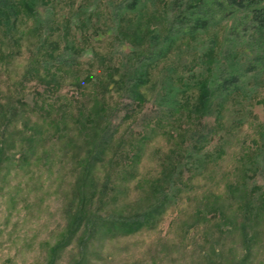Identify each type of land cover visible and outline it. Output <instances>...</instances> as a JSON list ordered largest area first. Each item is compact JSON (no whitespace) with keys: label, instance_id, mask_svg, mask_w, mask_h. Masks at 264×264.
<instances>
[{"label":"rangeland","instance_id":"374dc122","mask_svg":"<svg viewBox=\"0 0 264 264\" xmlns=\"http://www.w3.org/2000/svg\"><path fill=\"white\" fill-rule=\"evenodd\" d=\"M130 2L37 0L34 17L0 19V264H45L73 199L76 112L91 113L95 101L104 106L95 127L109 123L111 142L94 171L103 198L92 209L104 219L146 211L148 183L166 171L178 187L162 189L152 227L85 235L84 264H264V0ZM50 43L72 59L51 64L55 83L35 64ZM137 77L141 102L129 96ZM195 79L207 82L206 108L195 107ZM29 133L38 143L22 163L27 146L14 143ZM75 242L56 264H74Z\"/></svg>","mask_w":264,"mask_h":264},{"label":"trees","instance_id":"16d2710c","mask_svg":"<svg viewBox=\"0 0 264 264\" xmlns=\"http://www.w3.org/2000/svg\"><path fill=\"white\" fill-rule=\"evenodd\" d=\"M131 6L134 8L139 6L143 0H130ZM203 0H198V2L194 5H190L189 8L194 6H200ZM229 3L236 5L238 7H241L243 5V2L245 0H228ZM262 1V0H261ZM37 4V0H0V19H2L6 24L10 22H15L16 18L19 16H25L28 17H34L35 14V6ZM195 9V7H194ZM257 15H258V25L264 29V6L260 9H257ZM183 36L185 35H191L190 31H183ZM177 37H175L176 39ZM174 38H169L167 40L168 45L170 42H173ZM49 48L51 50L40 57L39 59L35 60V64L39 65V68L42 69V71L45 72L46 76H48L49 83L56 82V75L50 73V66L51 64L56 63H64V62H70L72 59L70 57H66L65 54H59L58 43H50ZM212 50L209 49L207 53H205L206 60H212ZM143 73V72H142ZM130 81H132L130 84V91L129 96L133 98L134 100L141 102V97L137 93L139 83L141 82L140 79L137 77L136 82L133 81L132 78H129ZM234 80L233 78L230 79L227 82H230ZM54 82V83H55ZM142 83V82H141ZM206 84L207 82L205 79H195L192 87H197L198 90V97L195 107L196 108H206L207 106V99H208V93L206 90ZM233 84V82H232ZM137 90V91H136ZM95 110L90 111L91 113H86L78 110L76 112V120L78 122L77 125V135L80 134L81 137L78 135V138L80 142L77 144H81L82 148L80 149L82 151L81 155H77L75 160H77V177L74 181L73 185V199L71 202V205L68 206L65 214L66 218V224L59 235L58 240L53 244L52 246H49L48 248V254H47V260L45 264H56L58 259L60 258V254L67 249L69 246H71L74 241H76V249L78 257L77 260L74 262V264H84V262L87 259V254L89 253L87 251V248L85 247L86 243H81L85 235L88 233L93 234L96 233L100 235H114V236H124V235H130L138 232L139 230L143 228H150L153 225V222L155 218L163 211L164 202L163 200L166 198V192H164L162 189H165L166 186L168 190L174 191L178 185L169 179V176L173 178V174L169 175L166 172L162 173V177H158L151 182L148 183V186L150 188V194L152 198L154 199V203L152 206L148 207L146 211L140 212L135 214L131 218H101L99 213L92 209L93 205L97 202H100L103 198V191L97 193L96 187L94 184V171L96 166L101 163L103 159V154L105 151V148L109 146L111 142V134L109 130V123L108 124H102L101 128L100 126L95 127L94 120H96V117H93L95 111H98V113L104 112V106L102 103H99V101H95L94 103ZM40 110L44 115L51 112L52 107L47 104V102H44L41 104ZM2 120H5L6 124H9V119L3 115L1 116ZM63 119L59 118L54 121L53 126L56 129H60L64 127L65 123H63ZM88 122V123H87ZM4 126V125H3ZM5 127V126H4ZM24 130L26 131V128L28 125L23 126ZM92 127V129H91ZM2 131V130H1ZM33 131V130H32ZM63 131V129H62ZM25 133V132H24ZM5 140H0V164L3 161L8 160L5 153ZM21 144L22 147L27 146L26 152H23L21 155L20 162L26 163L28 161L29 156L34 155L35 149L34 145L38 143V138L35 133H29L28 135H25L23 138L21 136V139L19 142L14 143V146ZM75 144V140L68 141V144ZM136 156V155H135ZM134 159V158H133ZM132 163V162H131ZM130 163V164H131ZM132 165V164H131ZM130 165V166H131ZM180 167V166H178ZM179 170V169H178ZM177 171V170H176ZM179 172V171H178ZM176 175L177 172H176ZM176 177V176H175ZM174 179V178H173ZM107 185V184H106ZM242 188V187H241ZM235 190V188L233 187ZM162 190V191H161ZM161 193V196L159 194ZM165 193V194H164ZM159 196V197H158ZM158 197V198H157ZM98 198V200H97ZM156 199V200H155ZM261 203L264 205V194L261 195ZM101 236V237H102ZM75 238H78V240H75ZM88 239V238H87ZM87 242V240H86Z\"/></svg>","mask_w":264,"mask_h":264}]
</instances>
